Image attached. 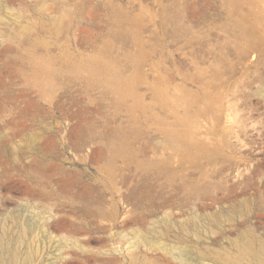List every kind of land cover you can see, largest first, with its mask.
I'll return each mask as SVG.
<instances>
[{
	"label": "rangeland",
	"instance_id": "374dc122",
	"mask_svg": "<svg viewBox=\"0 0 264 264\" xmlns=\"http://www.w3.org/2000/svg\"><path fill=\"white\" fill-rule=\"evenodd\" d=\"M0 239L264 264V0H0Z\"/></svg>",
	"mask_w": 264,
	"mask_h": 264
},
{
	"label": "bare ground",
	"instance_id": "6f19581e",
	"mask_svg": "<svg viewBox=\"0 0 264 264\" xmlns=\"http://www.w3.org/2000/svg\"><path fill=\"white\" fill-rule=\"evenodd\" d=\"M15 255L16 253L10 249L9 244H5V242L0 239V264H12Z\"/></svg>",
	"mask_w": 264,
	"mask_h": 264
}]
</instances>
